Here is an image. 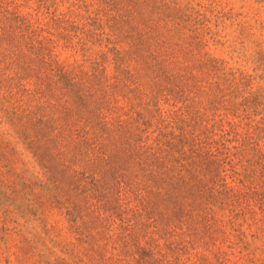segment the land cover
<instances>
[{
  "label": "rangeland",
  "instance_id": "1",
  "mask_svg": "<svg viewBox=\"0 0 264 264\" xmlns=\"http://www.w3.org/2000/svg\"><path fill=\"white\" fill-rule=\"evenodd\" d=\"M0 264H264V0H0Z\"/></svg>",
  "mask_w": 264,
  "mask_h": 264
},
{
  "label": "trees",
  "instance_id": "2",
  "mask_svg": "<svg viewBox=\"0 0 264 264\" xmlns=\"http://www.w3.org/2000/svg\"><path fill=\"white\" fill-rule=\"evenodd\" d=\"M167 147H169V151L173 150V149H176L179 147V145H176V144H171V145H167ZM185 159H188V157H180L179 159L175 160V161H178V162H183ZM188 167V166H187ZM187 174V177L184 178V179H181L182 181L180 182L179 180L176 182V184L171 188V191H174V193L177 194V190H179L181 188V186L183 185H187V183H189V180L191 181L192 179L188 177V174L189 173H186ZM229 193V192H228ZM183 194L185 195L184 197L182 198H188V195L186 192H183ZM205 221V225H209L208 223L211 221V219L207 218V219H204Z\"/></svg>",
  "mask_w": 264,
  "mask_h": 264
}]
</instances>
